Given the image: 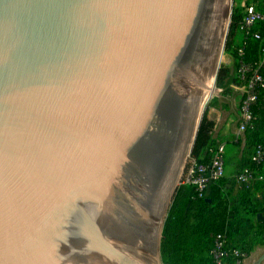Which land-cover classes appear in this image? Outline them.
Listing matches in <instances>:
<instances>
[{
  "label": "water",
  "instance_id": "1",
  "mask_svg": "<svg viewBox=\"0 0 264 264\" xmlns=\"http://www.w3.org/2000/svg\"><path fill=\"white\" fill-rule=\"evenodd\" d=\"M229 6L0 0V264H158Z\"/></svg>",
  "mask_w": 264,
  "mask_h": 264
},
{
  "label": "built area",
  "instance_id": "2",
  "mask_svg": "<svg viewBox=\"0 0 264 264\" xmlns=\"http://www.w3.org/2000/svg\"><path fill=\"white\" fill-rule=\"evenodd\" d=\"M245 16L241 24L242 40L233 47L235 83L232 87L240 94L238 140L248 135L260 134L261 142L255 145L250 162L233 178L235 184L260 186L264 188V111L260 98L264 93V43L259 61L248 60L251 42H264V0H246ZM221 91V90H220ZM227 144L217 143L210 149L209 161L201 163L189 157L180 176L179 188L187 187L194 198H203L209 186L219 182L226 175ZM255 228L252 235H256ZM231 230L227 227L223 234L214 238L210 256L214 264H246L250 258L248 248L232 240Z\"/></svg>",
  "mask_w": 264,
  "mask_h": 264
},
{
  "label": "trees",
  "instance_id": "3",
  "mask_svg": "<svg viewBox=\"0 0 264 264\" xmlns=\"http://www.w3.org/2000/svg\"><path fill=\"white\" fill-rule=\"evenodd\" d=\"M262 35L264 39V26ZM263 43V40L251 42L248 50L249 61H259ZM235 71L236 66H234L232 72L225 71L221 75L219 78L221 89H228L235 83ZM260 106L264 109V93H262L260 98ZM258 112L261 114L264 111ZM215 127V123L208 118L204 119L201 124L192 152L193 158L198 159L201 163L209 161L210 149L216 145L213 140ZM252 140L255 147L261 142L262 137L259 133L248 135L247 147L248 145L252 146ZM249 162L250 160L246 158L244 166ZM248 193L246 185H240V187L229 191L228 180L224 178L211 184L203 198H194V193L191 189L184 186L180 187L169 211L163 231L161 252L167 263L214 264L210 252L214 247V238L226 231L232 199L235 194L245 198ZM262 231H264V225L252 237L251 248H248L249 253L260 244L262 233H264Z\"/></svg>",
  "mask_w": 264,
  "mask_h": 264
},
{
  "label": "crops",
  "instance_id": "4",
  "mask_svg": "<svg viewBox=\"0 0 264 264\" xmlns=\"http://www.w3.org/2000/svg\"><path fill=\"white\" fill-rule=\"evenodd\" d=\"M221 111V109H220ZM214 122L216 127L213 132V140L217 143L225 142L227 144L226 154V175L224 179L228 180L229 191L233 188H238L240 185L235 184L233 181L245 165L243 154L240 153L239 159L235 165H231L232 154H236L239 147L241 151L247 149V137H242L238 140V122L233 123L231 119L219 122L214 117L208 118ZM254 140V139H253ZM251 141L253 146L254 141ZM248 147H250L248 145ZM250 151V150H249ZM252 152L246 158L250 159ZM230 161V165H229ZM248 196L242 198L241 195L235 194L232 199V204L229 209V221L227 227L231 230L232 240L244 245L246 248H251L252 232L258 228L257 232L264 225V188L260 186H246ZM264 232V231H262ZM257 234V233H256ZM264 253V233L260 239V244L250 252V258L246 264H253Z\"/></svg>",
  "mask_w": 264,
  "mask_h": 264
},
{
  "label": "rangeland",
  "instance_id": "5",
  "mask_svg": "<svg viewBox=\"0 0 264 264\" xmlns=\"http://www.w3.org/2000/svg\"><path fill=\"white\" fill-rule=\"evenodd\" d=\"M246 0H233V11H232V19H231V26L229 29L228 36L226 37L225 44L223 49L219 53V60H220V71L218 72L217 80H216V87L218 89L217 95L214 96L213 99H210L206 105V112L204 119L210 117H214L219 122H222L223 120H229L231 119L234 124V122H238V119L240 117L239 114V102H240V94L238 91L235 90V88L230 86L228 89H221L219 86V78L225 71H231L234 68V60H233V47L238 46L242 40V31H241V24L245 16V5H247ZM232 10V7H231ZM239 26V27H238ZM221 90V91H220ZM221 109V111H220ZM242 148L239 147L236 154H232V156L229 158L231 159V165H235L237 163V160L239 159V154L242 153L244 159H246V156L249 155V152H252V155L254 154L255 148L254 146L247 147L245 151H241ZM250 150V151H249ZM251 155V157H252ZM190 157H193L192 154ZM250 157V158H251ZM248 159V158H247ZM188 160V159H187ZM186 160V162H187ZM185 162V164H186ZM184 164V166H185ZM230 165V161H229ZM183 166V168H184ZM183 171V169H182ZM181 171V173H182ZM179 189V188H178ZM178 191V190H177ZM177 191L172 199V204L174 202L175 196L177 194ZM164 231V229H163ZM162 241H163V232H162V238H161V248H162ZM160 248V262L161 264H171L167 263V261L163 258L162 252ZM180 264H195L191 262H184Z\"/></svg>",
  "mask_w": 264,
  "mask_h": 264
},
{
  "label": "bare ground",
  "instance_id": "6",
  "mask_svg": "<svg viewBox=\"0 0 264 264\" xmlns=\"http://www.w3.org/2000/svg\"><path fill=\"white\" fill-rule=\"evenodd\" d=\"M230 15H231V6L228 7V10H227L225 16H222L220 18V23H219L217 37H216V44H215V50H214L212 70H211L210 78L208 81L209 92L206 95V97L203 99L202 104L200 105V110H199L196 125L198 124V122L202 116L203 108H204V105L207 102V100H210L212 97H214L218 93V89L216 87V77H217V74L220 70L219 53L223 49L224 44H225V40H226L227 33H228V26L230 23ZM159 226H161V222H160ZM160 232H161V227H159V229H158V235H160ZM157 262H158V264H161V262L158 258H157Z\"/></svg>",
  "mask_w": 264,
  "mask_h": 264
}]
</instances>
